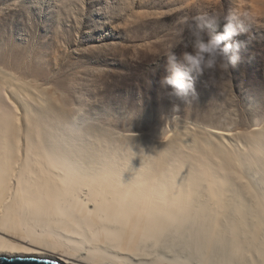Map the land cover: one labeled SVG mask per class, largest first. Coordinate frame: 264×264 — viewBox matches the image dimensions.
Instances as JSON below:
<instances>
[{
  "label": "bare ground",
  "instance_id": "6f19581e",
  "mask_svg": "<svg viewBox=\"0 0 264 264\" xmlns=\"http://www.w3.org/2000/svg\"><path fill=\"white\" fill-rule=\"evenodd\" d=\"M49 95L0 69V255L64 264H190L196 256L213 264L220 243L228 264H264V204L226 195L230 172L264 158L263 142L251 143L250 159L220 133L219 142L181 133L115 148L117 140L86 130L79 116L61 120ZM188 147L197 155L181 152ZM181 236L191 246L162 252L182 245Z\"/></svg>",
  "mask_w": 264,
  "mask_h": 264
},
{
  "label": "rangeland",
  "instance_id": "374dc122",
  "mask_svg": "<svg viewBox=\"0 0 264 264\" xmlns=\"http://www.w3.org/2000/svg\"><path fill=\"white\" fill-rule=\"evenodd\" d=\"M229 12L243 19L233 37L240 43V60L227 69L193 73L196 95L188 103L166 96L159 79L168 74L164 54L180 39L178 31L187 37L198 14ZM185 50L191 48L175 47L178 59ZM0 69L49 90L61 120L79 116L86 130L117 140L115 148L122 147L120 140L163 144L181 133L217 142L214 134L220 133L232 147L239 140L238 151H250L245 155L250 159L251 143H264V0H0ZM184 150L197 155L190 147L181 151L187 154ZM255 155L258 163L230 172V201L264 204V158ZM182 237V245L162 246V252L191 246ZM225 247H213V264L229 261L221 253ZM190 259V264L200 261Z\"/></svg>",
  "mask_w": 264,
  "mask_h": 264
},
{
  "label": "clouds",
  "instance_id": "9594fccd",
  "mask_svg": "<svg viewBox=\"0 0 264 264\" xmlns=\"http://www.w3.org/2000/svg\"><path fill=\"white\" fill-rule=\"evenodd\" d=\"M242 24V17L235 12L223 16L202 13L193 18L187 37L179 30L180 39L164 54L168 74L159 79L164 94L188 103L196 95L193 73L203 75L206 70L217 66L227 69L229 64L238 62L240 43L234 42L233 37L239 35ZM206 29L209 30L207 36ZM178 46L191 48V51H183L178 59L174 51ZM178 107L173 104L172 109Z\"/></svg>",
  "mask_w": 264,
  "mask_h": 264
},
{
  "label": "water",
  "instance_id": "95a60500",
  "mask_svg": "<svg viewBox=\"0 0 264 264\" xmlns=\"http://www.w3.org/2000/svg\"><path fill=\"white\" fill-rule=\"evenodd\" d=\"M0 264H64L49 258L33 256H4L0 255Z\"/></svg>",
  "mask_w": 264,
  "mask_h": 264
}]
</instances>
